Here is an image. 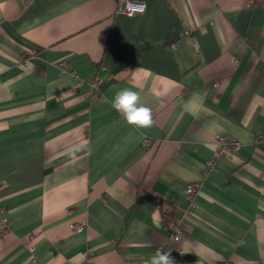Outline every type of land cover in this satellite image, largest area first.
I'll return each mask as SVG.
<instances>
[{"label":"crops","instance_id":"obj_1","mask_svg":"<svg viewBox=\"0 0 264 264\" xmlns=\"http://www.w3.org/2000/svg\"><path fill=\"white\" fill-rule=\"evenodd\" d=\"M144 1L0 0V264H264V0Z\"/></svg>","mask_w":264,"mask_h":264},{"label":"clouds","instance_id":"obj_2","mask_svg":"<svg viewBox=\"0 0 264 264\" xmlns=\"http://www.w3.org/2000/svg\"><path fill=\"white\" fill-rule=\"evenodd\" d=\"M110 103L127 124L138 129H148L154 125L152 110L140 102L137 91L122 88L115 93ZM149 264H174V259L169 252L160 249L151 257Z\"/></svg>","mask_w":264,"mask_h":264},{"label":"built area","instance_id":"obj_3","mask_svg":"<svg viewBox=\"0 0 264 264\" xmlns=\"http://www.w3.org/2000/svg\"><path fill=\"white\" fill-rule=\"evenodd\" d=\"M116 1V12L120 14H124L125 16H133L134 14L143 13L146 7L144 0H115ZM63 71H65V67H62ZM78 77L77 73L75 74ZM259 140L261 137L259 136ZM235 138H231L224 135L215 136L214 145H215V154L222 155L226 152L237 151L240 144H238ZM145 145H149V141L147 139L144 140ZM213 160H209L207 162L208 169L213 167ZM197 190V186L191 185L186 188V194L188 197H191L193 193ZM2 211H0L1 213ZM84 224H76L77 228H82ZM8 228V221L0 215V232H4ZM167 231L170 232L173 241H177L179 239L180 229L176 221L169 219L166 224Z\"/></svg>","mask_w":264,"mask_h":264}]
</instances>
